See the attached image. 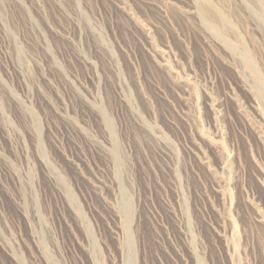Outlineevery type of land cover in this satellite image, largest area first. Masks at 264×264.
Returning a JSON list of instances; mask_svg holds the SVG:
<instances>
[{
  "label": "rangeland",
  "instance_id": "374dc122",
  "mask_svg": "<svg viewBox=\"0 0 264 264\" xmlns=\"http://www.w3.org/2000/svg\"><path fill=\"white\" fill-rule=\"evenodd\" d=\"M0 264H264V0H0Z\"/></svg>",
  "mask_w": 264,
  "mask_h": 264
}]
</instances>
